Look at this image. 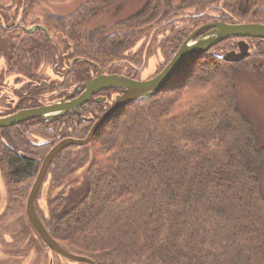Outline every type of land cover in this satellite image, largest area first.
<instances>
[{
    "label": "trees",
    "instance_id": "trees-1",
    "mask_svg": "<svg viewBox=\"0 0 264 264\" xmlns=\"http://www.w3.org/2000/svg\"><path fill=\"white\" fill-rule=\"evenodd\" d=\"M24 1L32 7L63 0ZM114 1L87 0L68 16L34 23L46 32L37 28L32 33L18 24L21 20L28 27L17 8H0V53L7 56L6 73L26 78L17 101L0 116L67 97L96 75L92 63L108 74L121 73L116 71L119 61L138 65L139 57L129 49L152 30L165 32L159 45L167 63L184 38L203 23L264 24L259 0H246L244 6L236 0H181L179 6H172L171 0H147L137 14L120 23L123 31H85L89 17ZM197 1L218 10V16L210 20L203 13L191 15L185 27H174L181 9ZM51 30L64 43L62 55L68 63L61 76L64 82L72 79V92L63 84L56 91L49 89L48 81L35 74L42 58L51 56L55 67L61 65ZM247 40L256 41V49L251 48L246 58L223 59L230 49L220 52L221 46L233 41L238 49L245 42L250 49ZM261 45L264 40L258 38L223 40L186 63L156 95L120 108L89 144L68 147L81 152L78 159L68 162L67 148L59 153L53 162L62 170L82 163L83 151L91 152V160L75 195L49 201L43 223L52 239L93 264H264V195L258 176L264 147L257 146L254 127L237 106L234 84L240 69L264 80V62H255L264 59ZM124 75L136 77L130 71ZM120 91H101L97 96L104 101L96 102L95 96L66 116L0 128V174L7 193L3 217L24 210L41 161L59 140L54 132L50 136L51 127L63 121L72 134L62 138H83L109 105L106 94L113 97ZM87 106L98 113L94 110L75 124L72 118ZM40 132L51 141H31Z\"/></svg>",
    "mask_w": 264,
    "mask_h": 264
},
{
    "label": "rangeland",
    "instance_id": "rangeland-1",
    "mask_svg": "<svg viewBox=\"0 0 264 264\" xmlns=\"http://www.w3.org/2000/svg\"><path fill=\"white\" fill-rule=\"evenodd\" d=\"M86 1L87 0H63L60 2H42L37 6L29 7L24 0H0V8L4 9L5 7L9 6H11L12 9L17 8V13L20 17H22L24 24L30 27L37 23L45 22L46 18H49L51 16H68L73 11L82 6ZM146 1L147 0H116L113 3L109 4L103 10L91 15L84 25V30L92 31L101 29L102 31L111 34L123 31V28L119 26L120 23L137 14L143 8ZM222 1L223 0H220L221 3ZM236 1L239 6H244L246 0ZM180 2L181 0H171L172 6H179ZM188 7L189 8L181 9V15L176 18L174 27H185V24L188 23L189 17L191 15L197 16L203 13L208 17V19L214 20V17H217L219 12L218 10H214L213 8H211V6L209 5L204 6L199 1H197L196 5L194 4ZM257 9L264 10V0H259ZM187 28H189V24L187 25ZM50 33L54 37L56 44L58 45L59 52L61 53V65H59V67H55L51 56L42 58L40 61L41 63L35 69V74L39 77H43L48 81L47 83H49V89L56 91L59 89V85L63 84L67 86L68 91L72 92V89L74 88V84L71 83L72 79L69 78L68 82H64L61 76L63 71L67 69L68 63V60L62 55L65 47L64 43L61 41L57 34L53 33L52 30ZM163 34H165L163 28L152 30L150 33L144 34L129 49L130 54H135L136 52L137 56L139 57V63H137L138 65H135L128 59L121 62L119 61V63H117L116 65H119L120 67L116 71L121 72L123 75L126 71H130L132 76H136L133 79L137 80H145L158 73L166 64L163 51L161 50L159 45V43L162 41ZM234 43L235 42L230 41V44L227 47L221 46V49L219 51L224 52L227 49H230V51L234 50L237 52L238 49L236 48V44L234 46ZM247 43H249L250 46L249 52L252 51L251 48L256 49V41L247 40ZM261 47L264 48V45H261ZM253 59L258 58L255 57ZM6 60L7 56L1 53L0 112L4 111L5 108H9L11 106L10 103H12L13 105L17 101L16 94L20 92L21 87L26 83V78L20 76L16 77L14 74L6 73ZM255 62L261 63L264 62V59L256 60ZM91 75L93 76V73H91ZM234 84L236 90L237 106L252 123L256 133L257 146L264 147V80L257 76L251 70L240 69V71L236 73ZM47 86L48 84H44V87ZM52 90L50 94L55 95ZM106 96L108 102H110V100L115 97L110 96V94H106ZM43 97L47 96L43 95ZM54 102L55 101H53L52 103ZM94 110H96V112L98 113L97 109H95L93 106H87L85 107V110L81 112L80 116L72 119L74 121H77L75 123L77 124L79 123L81 117H89L90 115H92ZM51 128L53 129V131H49L50 136L55 133V139H61L62 137L60 135H64L67 133L72 134L70 132L71 129L68 128V124L63 121L61 123L53 125V127ZM30 130L34 131L33 129ZM40 134L41 132L35 133V135L31 137V141L35 142L36 144L39 143L40 145L43 143L47 144L51 141V139L48 140ZM88 152L85 155L83 151V157L86 158L80 164L77 163L72 166H67L64 170H62L61 167L58 166V164L55 165V162H53L48 167L40 188L36 194L34 205L38 216L43 222H46L48 219L49 201L52 199V197H71V195H75L76 191L79 190L84 184L85 170L91 160V152ZM65 153V158H67L68 162H71L74 159H78L81 156V152H79L78 150H71V148H69ZM258 176L264 195V154ZM6 205L7 193L4 181L0 174V218H4L2 219L3 222L6 220L15 219L6 230L0 231V244L8 245V247H5L4 250L0 249V264H43L44 259L46 260V263L50 262V264H86L77 263L67 259L65 260L52 251L50 252L43 244V242L37 236H35L31 228H29L24 216V210L22 208L21 212H17L15 215H11L10 217L6 218L3 217ZM5 224H9V222ZM7 248L11 249L9 253L6 251ZM17 250H19V254L16 253ZM1 251L3 253H1Z\"/></svg>",
    "mask_w": 264,
    "mask_h": 264
},
{
    "label": "water",
    "instance_id": "water-1",
    "mask_svg": "<svg viewBox=\"0 0 264 264\" xmlns=\"http://www.w3.org/2000/svg\"><path fill=\"white\" fill-rule=\"evenodd\" d=\"M18 24L27 33H32L37 28L44 29L46 32L45 28L41 25L25 28L21 25L20 21H18ZM231 38H258L264 40V24L256 22L228 23L222 21L203 24L188 34L165 66L148 79L137 80L123 74L102 73V70L92 63L93 66L97 67L98 73L85 81L82 86L78 87L67 97L61 98L54 103L19 109L0 116V128L11 127L36 118L50 120L55 117L69 115L101 91L112 88L121 90L108 107L93 120L87 134L83 138L64 137L59 139L41 161L26 199L24 213L31 227L51 251L70 261L93 264L90 259L74 255L57 244L43 227L35 211L34 202L36 194L48 167L57 155L68 147H80L89 144L100 126L110 119L120 108L134 101L156 95L186 63L200 56L214 45ZM248 55V45L245 42H241L238 44L237 52L234 50L228 51L224 54L223 59L229 62H239ZM95 101L102 102L104 101V97H95Z\"/></svg>",
    "mask_w": 264,
    "mask_h": 264
},
{
    "label": "flooded vegetation",
    "instance_id": "flooded-vegetation-1",
    "mask_svg": "<svg viewBox=\"0 0 264 264\" xmlns=\"http://www.w3.org/2000/svg\"><path fill=\"white\" fill-rule=\"evenodd\" d=\"M23 26V25H22ZM33 26V25H32ZM42 26V25H41ZM24 27V26H23ZM31 27V26H30ZM25 28H29V27H25ZM1 54V53H0ZM121 92V91H120ZM119 94V93H118ZM95 96H97V94L95 95ZM94 96V97H95ZM49 104V103H48ZM41 105H44V104H41ZM24 109V108H23ZM12 113V112H11ZM27 199V198H26ZM36 199V198H35ZM25 203H26V201H25ZM34 205H35V202H34ZM35 211H36V208H35ZM36 214H37V211H36ZM38 215V214H37ZM39 217V216H38ZM26 218V217H25ZM39 219H40V221H41V223H42V225H43V227L45 228V226H44V223H43V221L41 220V218L39 217ZM13 220H15V219H10V220H6V221H2V218H0V231H4V230H6L10 225H11V223H12V221ZM26 221H27V224H28V226H29V228H31V230L34 232V234H35V236H37L42 242H43V240L38 236V234L35 232V230L31 227V225L29 224V222H28V220L26 219ZM7 222H9V224H5V223H7ZM43 244L47 247V249L51 252V250L48 248V246L43 242ZM5 247H8V245H1L0 244V249L1 250H4V248ZM8 253H9V251H11V249L10 248H7V250H6ZM53 252V251H52ZM1 253H3L2 251H1ZM16 253L17 254H19V250H17L16 251ZM54 253V252H53ZM56 254V253H55ZM57 255V254H56ZM59 256V255H58ZM61 258H63V257H61ZM63 259H65V258H63ZM66 260V259H65ZM74 262H76V261H74ZM77 263H86V262H77ZM43 264H50V262H47L46 263V260L44 259L43 260ZM87 264V263H86Z\"/></svg>",
    "mask_w": 264,
    "mask_h": 264
}]
</instances>
